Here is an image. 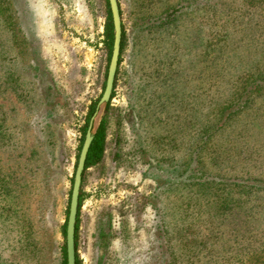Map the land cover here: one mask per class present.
Here are the masks:
<instances>
[{
    "label": "rangeland",
    "instance_id": "1",
    "mask_svg": "<svg viewBox=\"0 0 264 264\" xmlns=\"http://www.w3.org/2000/svg\"><path fill=\"white\" fill-rule=\"evenodd\" d=\"M118 1L126 45L79 264H264V0ZM108 12L0 0V264L63 263Z\"/></svg>",
    "mask_w": 264,
    "mask_h": 264
},
{
    "label": "water",
    "instance_id": "2",
    "mask_svg": "<svg viewBox=\"0 0 264 264\" xmlns=\"http://www.w3.org/2000/svg\"><path fill=\"white\" fill-rule=\"evenodd\" d=\"M112 15V22L114 27V40L111 59L109 63L106 84L102 96L99 100L98 107L94 115L92 116L84 143L82 145L77 167L74 174L69 214L66 221V253H67V264H77V249H76V224L78 219L79 200L82 189L84 171L86 167V161L92 142L95 137L98 125L97 119L102 111V107H106L107 103L112 98L114 90L115 80L119 67V60L121 56L122 37H123V21L121 15V8L118 0H108Z\"/></svg>",
    "mask_w": 264,
    "mask_h": 264
},
{
    "label": "trees",
    "instance_id": "3",
    "mask_svg": "<svg viewBox=\"0 0 264 264\" xmlns=\"http://www.w3.org/2000/svg\"><path fill=\"white\" fill-rule=\"evenodd\" d=\"M107 3H108L109 12H108L107 21L105 24L104 42H105L106 48H107L108 53H109V58H111L112 48H113V40H114V27H113L112 15H111V10H110V5H109L108 0H107ZM121 14H122V10H121ZM126 35H127V33H126L125 26L123 23V37H122V47H121V56H120V60H119V67H120L121 62H122V54H123V51H124V48L126 45ZM119 67H118V73H119ZM263 79H264V77H263ZM117 82H118V79L116 76L114 90L112 93V98L115 96V89H116ZM262 88L263 87L258 86L257 90L262 91ZM101 96H99L97 99H95L89 105V108H88V111H87V114L85 117V125L82 128L83 138H85V136H86V132H87L90 120L97 110L98 103H99ZM112 98H111V100H112ZM111 100L109 101V103H107V105L105 107L106 111H108L110 108ZM233 113H231V114H233ZM107 133H108L107 120L105 117H103L100 120L97 131L95 133L94 140H93L92 145L90 147L88 157H87V161H86L85 171L88 168H90L91 166L95 165L104 156V153L106 150ZM83 180H84V177H83ZM243 186H245V185H243ZM242 191L247 193L246 189H242ZM83 200H84V194H83V189H81L80 200H79L78 219H77V224H76V249L77 250H78V238H79L78 232H79V225H80V213H81V206H82ZM64 233L66 234V225L64 226ZM63 251H64L63 252L64 257H63V263L62 264H67L66 246L64 247ZM255 251H256V256H257L256 261H260L261 259L264 261V244L261 247L257 248ZM77 264H79L78 258H77ZM254 264H259V263L254 262Z\"/></svg>",
    "mask_w": 264,
    "mask_h": 264
},
{
    "label": "flooded vegetation",
    "instance_id": "4",
    "mask_svg": "<svg viewBox=\"0 0 264 264\" xmlns=\"http://www.w3.org/2000/svg\"><path fill=\"white\" fill-rule=\"evenodd\" d=\"M85 173V172H84Z\"/></svg>",
    "mask_w": 264,
    "mask_h": 264
}]
</instances>
